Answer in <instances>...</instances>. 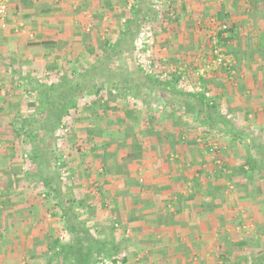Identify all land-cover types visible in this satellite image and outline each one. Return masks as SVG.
Wrapping results in <instances>:
<instances>
[{"label":"crops","instance_id":"0c3cea01","mask_svg":"<svg viewBox=\"0 0 264 264\" xmlns=\"http://www.w3.org/2000/svg\"><path fill=\"white\" fill-rule=\"evenodd\" d=\"M149 1L151 14L147 10L144 24L161 32L157 59L161 58V68L166 72L174 70L161 78L163 81L174 83L176 72L187 76L188 66H194L192 75L198 72L211 59L205 42L207 32L222 24L232 29V39L222 46L233 57L234 77L230 80L227 72L216 70L209 71L205 80L215 81L218 75L220 81L214 86L221 99L219 112L248 136L236 143L223 137L228 143L218 142L210 156L208 140L215 142L208 134L211 130L199 122L195 113H185L184 100L172 88L159 93L161 118L157 109H146L131 96L117 95L115 101L106 98V84L97 95L84 88L78 91L76 109L70 110V123L80 139L74 152L84 157L81 172L85 169V173L94 172L100 178L94 187L73 180L72 188L66 191L86 201L89 213H93L86 225L101 241L117 245L114 258L125 255L120 253L124 251V247L120 251L122 237L128 248H134L132 254L140 264H202L203 256L211 254L213 248L229 254L218 235L222 233L214 227L230 224L227 216L219 213L229 186L234 185L237 191L233 201L247 199L246 205L264 209V155L249 146H264V0ZM126 2L133 7L141 0L9 1L7 27L0 32V264H50L54 240L66 233L60 212L54 209L55 202L42 203L32 191L38 183L32 177L37 173L36 166L29 163L26 153H21V139H16L13 131L21 119L36 114L32 103L38 83L48 87L77 77L81 69L93 63L92 59L85 65L87 60L79 61L86 51L93 58L97 50L92 42L84 43V29H115L117 34L125 29L132 18V7L128 9ZM114 42L107 43L111 46ZM166 52L174 60L167 59ZM181 59L188 63L182 64ZM177 84L171 85L175 91L179 80ZM227 87L233 90L228 93L236 97L237 103L229 105ZM184 91L196 94L194 87ZM89 99L96 100L94 106H90ZM133 104L138 106L134 109ZM147 110L153 114L148 115ZM256 115L260 119L257 127L249 124L248 129L247 119ZM63 139H56V145L61 146ZM81 139L88 148L83 147ZM241 145L251 150L247 157L235 155ZM52 146L55 151V142ZM136 146L140 154L134 157ZM158 147L165 152L157 154ZM245 160L252 162V170L247 171V165L243 168L252 173L251 177L236 176L229 181L224 164L232 171L238 161ZM93 163H100V169ZM18 165H22L20 170ZM70 173L65 179L68 182L62 180L67 185ZM139 178L145 183L141 179L138 183ZM125 179L131 183H125ZM118 234L120 240L116 239ZM217 240L221 244L213 247ZM262 250L253 251L251 256Z\"/></svg>","mask_w":264,"mask_h":264},{"label":"trees","instance_id":"16d2710c","mask_svg":"<svg viewBox=\"0 0 264 264\" xmlns=\"http://www.w3.org/2000/svg\"><path fill=\"white\" fill-rule=\"evenodd\" d=\"M147 1L141 0L140 4L133 7L131 5L132 18L125 24V29L118 35L116 43L114 42L113 45L109 46L106 42L104 49H101L99 53L96 50L93 51L95 54L92 58L93 63L87 68L81 69L77 77L64 79L48 87L38 83V93L34 95L32 103L36 114L31 119H21L18 129L13 131L16 139H21V153H26L29 163L36 166L37 173L32 177L47 189L45 196L55 202L54 209L57 208L60 212L59 218L64 223V231L70 237L69 241L65 243H60L58 238L54 240L50 249L53 251L49 259L50 264H98L103 259L115 261L113 256L118 250L114 243L101 241L100 238L93 235L92 227L86 225L89 220L93 219V213H89L91 211L86 201L76 199L69 191L67 193L66 190L72 187L63 182L66 180L62 179L59 172L65 167V163L56 155L52 146L56 138V131L69 121L72 116L70 110L76 109L80 91L87 89L86 91L89 93L97 95L101 91L100 87L106 84L107 88L115 90L117 95L121 97L123 95L131 96L135 102H140L147 109L148 107L153 108V102L160 100L158 97H160L161 89L172 88V92L179 96L182 101L184 100L185 113H195L200 118L199 122L207 124L209 130L215 131L217 134L220 133L219 135L222 137H229L234 143L245 141L248 136V133L237 129L236 125L226 119V115L220 114V106H217L215 102H219L221 99H218L219 93L215 91L217 88L214 86L213 79L209 83L206 82L207 79H200L204 91L209 92V97L205 98L199 94L189 95L180 87H177L175 91L171 85H178L179 78L174 83L163 81L160 75L161 58L159 57L158 61H155L156 65L159 66L157 70H147L141 63L133 64L131 59L137 58V53H135L134 42L132 47V41L136 39L139 29L144 25L145 15L150 5V1ZM225 33L227 38L221 37L222 32L217 33L218 44L224 47H226L225 43L232 39L233 31L226 28ZM143 55L144 53L141 52L140 56L143 57ZM219 71L225 72L223 69ZM190 72H187V78L192 80L194 75ZM92 79L98 81L92 82ZM90 81L91 83H89ZM153 94L155 95L153 96ZM214 97L216 100L213 99ZM89 104L94 106L95 102ZM147 113L148 115L153 114L148 110ZM219 125L225 129L222 127L217 129ZM256 144L249 145L250 149H259L256 153L259 152L264 155V146ZM139 150L140 147L136 146L135 153H133L134 157L137 156L136 154H140ZM225 164L227 171L225 177L229 181L236 176L247 179L251 177L252 173L247 172L252 170L251 161L245 160L244 163L238 161L235 165L236 168L232 171H228ZM246 165L247 171L243 169ZM253 259L254 264H264V249ZM121 262H126V259L122 258Z\"/></svg>","mask_w":264,"mask_h":264},{"label":"rangeland","instance_id":"374dc122","mask_svg":"<svg viewBox=\"0 0 264 264\" xmlns=\"http://www.w3.org/2000/svg\"><path fill=\"white\" fill-rule=\"evenodd\" d=\"M126 7H127V2H126ZM148 13L151 14V12L149 10H148ZM145 26H147V25L144 24L143 26H141V28L139 29L138 35L141 32L146 33V35L148 37V42H151V44H147L145 42L144 46L146 47L147 45H150L148 49H149L151 58H149V59H152V60L154 59V61H156L157 56H159V53H161V46H160L161 45V32L159 33L158 29H156L153 25L152 26L148 25L146 28H145ZM120 32L121 31H119L117 34L115 29H84L83 41L85 44L89 43V41L92 42L94 47L97 46L96 52L99 53L100 49L102 47H104V44L108 41L114 42L115 38L118 37ZM134 40L132 41V47H133ZM90 54H91V52L89 53L88 51H86L85 55H80L79 61L87 60L86 62H84L83 65L87 64L88 61L89 60L91 61V59H92L90 57ZM190 54L191 53L187 54L186 57H189ZM164 55L167 59L174 60V59H171L172 56L168 55L167 52L164 53ZM144 57L145 56L143 55V57L140 56L139 58H134V59L132 58L131 60H132L133 64L136 65V63H140L142 60H144ZM194 59L195 58H193V60ZM184 63L186 64V63H188V61L186 60L184 62L182 60V64H184ZM190 63H192V62H190ZM71 66H73V64ZM87 67H88V65H87ZM187 69H190V71H191L192 69H194V66H188ZM217 78H218V75L215 76V81L213 80L216 86L218 85L217 81L219 80V79L217 80ZM221 85L224 86L223 83ZM225 86H226V84H225ZM223 90H224V88H223ZM228 90L229 91H227V93L228 92H230L231 94L233 93L232 89L228 88ZM107 91H106V93H107L106 98H108L110 100H114V101L116 99H118L117 94L116 93L113 94L112 89L111 90L108 89ZM219 92H220V90H219ZM220 94H221V92H220ZM227 97L229 98V100H228L229 105L235 104V102L237 101L236 97H233L229 93L227 94ZM240 100L242 102L243 99H240ZM246 100H248V99H246ZM261 100H263V99H260V101ZM89 101H90V103H92L96 100L89 99ZM153 103H154L153 106L156 105L153 108L158 110L157 115H159L161 118V101L156 100ZM215 103L217 104V106H220V100H219V102H215ZM134 106L136 107L138 105H136V104L132 105V108L135 109ZM138 110H140V109H138ZM25 111H26V109H25ZM259 120L260 119H259L258 115L252 116L251 118L247 119V121H246L247 122V128L248 129L250 128L248 126L249 124L251 126H253L254 128H256ZM71 121L72 120L67 121V123L64 125L68 129V132L64 136H61V137L55 136L57 139H63L65 137L64 138L65 140L63 139L62 144H61V146L64 148H58L61 146H57L56 145L57 141H54L55 142V151H56L55 153H56V155L61 156L62 157L61 161L66 163L65 167H63V169H61V171H59L60 175L62 176V179H65L61 173L62 170L65 169L69 172H72V174L70 173V178H69L70 180H69V184H68L70 187L73 185V180L77 184L79 182V183H82V185L85 184V185H88V187H94L93 186L94 182L96 181V179H99L100 177H97L98 175L95 174L94 172L92 173L89 171V174L85 173V169L83 170L84 172H81L82 165L80 166V164H81L80 162L83 161L84 157L82 156V154L77 155L74 152V149L76 148V144L79 143L80 139H78V137H77L78 134H76L75 129L71 125L72 124V123H70ZM249 122H251V123H249ZM251 131L253 132L254 129ZM206 132H209V131L206 130ZM208 134L209 135L211 134L210 136H212L214 138L215 142H213V143H216V146H218V142L220 144L228 143L227 142L228 139H226V138L224 139L221 135L218 136L213 131H210ZM56 138H55V140H56ZM81 140H82L81 143H82L83 147L88 148V145L85 143V141H83V139H81ZM209 141L210 140H208V142ZM156 151H158L157 154H159V153L163 154L165 152L164 150L161 149V147L156 148ZM237 151H239V152H237L238 154L237 153L235 154L237 157H247V155H249V151H251V150L248 151L246 149V147H244V145H241ZM152 153L153 152H149V154H152ZM153 154H155V153H153ZM208 154L210 155L213 153L209 151ZM186 163H188V162H186ZM140 164L141 163H138V165H140ZM100 165H101L100 163H97V164L93 163L92 164V166L94 168H97V169H100V167H99ZM146 165H148V164H146ZM18 166H16V169L18 168ZM21 166L22 165H20L17 170H20ZM88 169H89V167L87 168V170ZM102 173L104 174L105 177L108 175L106 172V168H103ZM100 175H102V174H100ZM117 179H119V178H116L115 180L117 181ZM140 179L142 181V184L145 183L146 180L144 181V179H142V178L138 179V181H137L138 183H140L139 182ZM66 182H68V181L66 180ZM124 182L125 183L126 182L131 183V181L126 180V179ZM229 187H228V190H230V192H228V195H226L227 199L224 200L223 195L218 196V199L219 198H220V200L223 199V206L219 209V213L221 212V214H223L224 217L227 216V219L229 220L230 224L228 226H224L225 228H223V227L218 228V227L214 226L217 230L219 229V231L222 233V235H220V233L218 235H219V237L223 238V240H224V242L222 243L224 249H226V251H227V248H229V251H228L229 254L225 255L220 250L221 248H217L218 250L216 248H213L212 253L208 254V256H207L208 258L205 257V255L203 256V259L201 260L202 264H220L219 262H221V264H254V259L251 256L252 252L253 251H259V250L261 251V249H264V209H258L255 206L253 207V205L252 206L246 205L247 202H244V200L247 201V199L241 198V200H243V201H238L239 199L237 201H233L234 199H236L235 197L237 196V191H236V188H234V185L231 188H229ZM41 188H42V186L39 183H37V185H34L32 188V191L37 192V194H36L38 196L37 200L42 202V203H46V204H51L52 202H54L52 199H49V198L47 199L46 196H43V195H45V192H44V190L41 191ZM189 190L190 189L188 188V190H186V191L189 192ZM94 201H95L94 199H91V202H94ZM216 212H218V211H215V213ZM106 234L111 235L110 232H107ZM100 235L102 236V234H100ZM100 235H99V237H100ZM119 235L120 234L116 235L117 240H120L121 236H119ZM261 236H262V238H261ZM58 237L61 238L59 240L60 243H65V242L69 241V236H68V234L66 235V233L63 236H61V234H59ZM121 241L124 245L121 246L120 251L122 250L123 247H124V251L123 252L121 251L120 253H125V255H123V256L119 255L118 258L116 257L115 259L121 261V258L124 257L126 259V262H124V263L121 262L122 264H140V262H136L134 254H132V253H134L133 252L134 248L132 249V247H130V246L128 248V246H126L125 242L122 240V237H121ZM220 244H221L220 241H218V240L214 241L213 247H218ZM240 244H243L242 248H239ZM136 251H138V250L136 249ZM235 259H237V261H238L237 263H236Z\"/></svg>","mask_w":264,"mask_h":264},{"label":"built area","instance_id":"2783aa9c","mask_svg":"<svg viewBox=\"0 0 264 264\" xmlns=\"http://www.w3.org/2000/svg\"><path fill=\"white\" fill-rule=\"evenodd\" d=\"M10 0H0V32L4 31L7 27V7L9 4ZM131 3L129 2L127 4V8L129 9L131 7ZM227 26L225 24H222L217 27V29H211L207 34L205 35V42L207 43V49H208V54L210 55V61L208 64H206L203 68H201L198 72L194 74V78L192 80H189L186 75H180L178 72L176 76L179 78V87L182 90L185 89H191L194 87L195 93L204 96L205 98L209 97V92L204 91L202 88V83L200 82V79H205L206 74L209 73V71H216L223 69L225 72L228 73L229 79L232 80V78L235 75L234 71V60L232 55L228 54L227 51L224 49L223 46L218 44V37L217 33L222 32L221 37L226 38L227 34L225 33ZM145 42L147 44H151V42H148V37L145 32H141L135 39L134 41V46L135 50L137 53V58L140 57V53H144V60H142L140 63L141 65L149 70V69H154L157 70L159 69L158 65H156L155 61L151 58L150 52H149V46L147 45L146 47L144 46ZM159 71V70H158ZM167 71V70H166ZM161 68V78H165L169 73H173L174 70L166 72ZM150 72V71H149ZM68 132V129L66 126H61L57 131H56V137H61L64 136ZM207 145L209 146V151L214 152L217 149L216 143H210L208 142ZM62 175L66 179L69 176V172L67 170H62ZM67 176V177H66ZM45 196V195H43ZM128 235V232H126ZM98 264H122L119 260H110V259H103L101 262Z\"/></svg>","mask_w":264,"mask_h":264}]
</instances>
